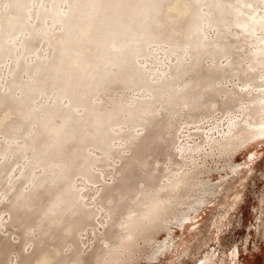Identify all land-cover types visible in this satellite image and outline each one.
<instances>
[{
	"label": "bare ground",
	"instance_id": "1",
	"mask_svg": "<svg viewBox=\"0 0 264 264\" xmlns=\"http://www.w3.org/2000/svg\"><path fill=\"white\" fill-rule=\"evenodd\" d=\"M259 139L264 0H0V264H135Z\"/></svg>",
	"mask_w": 264,
	"mask_h": 264
},
{
	"label": "rangeland",
	"instance_id": "2",
	"mask_svg": "<svg viewBox=\"0 0 264 264\" xmlns=\"http://www.w3.org/2000/svg\"><path fill=\"white\" fill-rule=\"evenodd\" d=\"M218 121V129L224 128V118ZM183 132H186L185 128ZM189 139L200 140L194 135ZM251 153L253 157L249 161L253 163L247 165L246 158ZM224 159L220 157L214 163L209 156L206 158L212 169L204 175V181L214 185L220 183V192L193 210L191 219L183 223V227L169 225V231H160L155 236L156 241L145 245L135 264H197L203 255L213 250L218 258L213 264H264V140L245 144L230 159L231 163L243 161L241 164L247 165V169L242 167L239 175L227 179L229 167L225 166ZM233 199H236L234 203ZM187 201L191 202L190 198ZM182 208L185 210L186 206L182 205ZM167 241L172 242L167 249L158 248L154 256L148 255H152L159 243ZM232 250H237V255L233 256Z\"/></svg>",
	"mask_w": 264,
	"mask_h": 264
}]
</instances>
